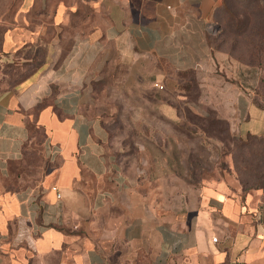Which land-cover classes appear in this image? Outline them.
I'll return each mask as SVG.
<instances>
[{
  "label": "crops",
  "instance_id": "obj_1",
  "mask_svg": "<svg viewBox=\"0 0 264 264\" xmlns=\"http://www.w3.org/2000/svg\"><path fill=\"white\" fill-rule=\"evenodd\" d=\"M17 2L0 21L2 63L16 73L0 93V264H264V187L207 184L185 213L162 216L86 112L91 66L151 57L195 73L209 106L222 98L212 109L233 135L264 137L237 85L209 84L223 60L210 43L220 0Z\"/></svg>",
  "mask_w": 264,
  "mask_h": 264
},
{
  "label": "rangeland",
  "instance_id": "obj_2",
  "mask_svg": "<svg viewBox=\"0 0 264 264\" xmlns=\"http://www.w3.org/2000/svg\"><path fill=\"white\" fill-rule=\"evenodd\" d=\"M220 2L212 28L219 33L210 43L223 60L217 79L209 84L215 88L222 81L225 89L237 85L243 103L264 115V13L258 9L264 0ZM17 3L0 1V21L10 20ZM119 60L113 56L90 67L86 112L103 125L105 155L153 210L179 217L207 184L264 186L261 145L233 135L230 128L226 134L212 109L222 98H212L209 106L210 98L200 96L195 73L179 74L151 57L140 65ZM2 62L0 52V93L13 76ZM33 134L39 137L37 131ZM237 139L252 145L245 147ZM32 154L40 164L39 157L34 160L36 152Z\"/></svg>",
  "mask_w": 264,
  "mask_h": 264
},
{
  "label": "trees",
  "instance_id": "obj_3",
  "mask_svg": "<svg viewBox=\"0 0 264 264\" xmlns=\"http://www.w3.org/2000/svg\"><path fill=\"white\" fill-rule=\"evenodd\" d=\"M255 1H257V0H255ZM259 5V7H258V9H259V11L260 12H262V13H264V5L262 6V5H260V4H258ZM219 33V31H217V33H216V35ZM215 35V36H216ZM6 66V71L8 72L9 71V73H12V77H10L9 79H11V82L13 83V77H14V75H16V73L14 72V70L12 69L13 68V65H5ZM5 71V72H6ZM179 74H183V73H179ZM8 74H6L5 75V77L7 76ZM11 75V74H10ZM216 122L218 123V124H224L225 125V131H226V134L227 135H229V127H228V125H227V123L225 122V121H221V120H218V119H216ZM255 141V142H257L259 145H261V147H262V161L264 160V137H258V136H255V135H248L247 136V139H246V142L247 141ZM235 141H238V142H241L240 144H244V146L246 147V146H250V145H252V144H246V142H242V140H240V139H237V140H235ZM250 154H252L251 152H249ZM231 163L234 165V161H233V157H232V159H231ZM243 186H245L244 184H242ZM256 187H258V186H254V187H249V188H247V186H245L244 188H243V190H249V189H255ZM259 187H264V186H259Z\"/></svg>",
  "mask_w": 264,
  "mask_h": 264
},
{
  "label": "built area",
  "instance_id": "obj_4",
  "mask_svg": "<svg viewBox=\"0 0 264 264\" xmlns=\"http://www.w3.org/2000/svg\"><path fill=\"white\" fill-rule=\"evenodd\" d=\"M52 190H56V188H55V187H53V188H52ZM57 197L59 198V194H57Z\"/></svg>",
  "mask_w": 264,
  "mask_h": 264
}]
</instances>
